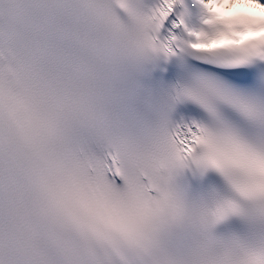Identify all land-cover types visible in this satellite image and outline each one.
Listing matches in <instances>:
<instances>
[{
    "label": "snow or ice",
    "instance_id": "1",
    "mask_svg": "<svg viewBox=\"0 0 264 264\" xmlns=\"http://www.w3.org/2000/svg\"><path fill=\"white\" fill-rule=\"evenodd\" d=\"M0 264H264V0H0Z\"/></svg>",
    "mask_w": 264,
    "mask_h": 264
},
{
    "label": "bare ground",
    "instance_id": "2",
    "mask_svg": "<svg viewBox=\"0 0 264 264\" xmlns=\"http://www.w3.org/2000/svg\"><path fill=\"white\" fill-rule=\"evenodd\" d=\"M237 10H248L247 8H245L244 6H238L234 9V11H237Z\"/></svg>",
    "mask_w": 264,
    "mask_h": 264
}]
</instances>
